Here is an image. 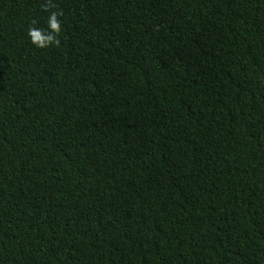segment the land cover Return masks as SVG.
<instances>
[{
	"label": "trees",
	"instance_id": "obj_1",
	"mask_svg": "<svg viewBox=\"0 0 264 264\" xmlns=\"http://www.w3.org/2000/svg\"><path fill=\"white\" fill-rule=\"evenodd\" d=\"M0 264H264V0H0Z\"/></svg>",
	"mask_w": 264,
	"mask_h": 264
},
{
	"label": "clouds",
	"instance_id": "obj_2",
	"mask_svg": "<svg viewBox=\"0 0 264 264\" xmlns=\"http://www.w3.org/2000/svg\"><path fill=\"white\" fill-rule=\"evenodd\" d=\"M61 14L57 11H51L47 20V28L40 29L35 26L29 27L27 37L30 43L37 49H46L49 47H58L61 43L62 22L59 19ZM35 21L33 25H35Z\"/></svg>",
	"mask_w": 264,
	"mask_h": 264
}]
</instances>
